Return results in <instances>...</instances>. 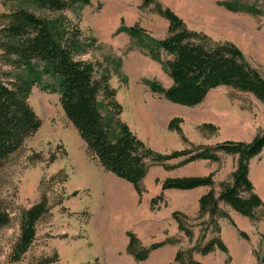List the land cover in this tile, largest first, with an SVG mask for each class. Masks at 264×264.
I'll list each match as a JSON object with an SVG mask.
<instances>
[{"label":"rangeland","instance_id":"374dc122","mask_svg":"<svg viewBox=\"0 0 264 264\" xmlns=\"http://www.w3.org/2000/svg\"><path fill=\"white\" fill-rule=\"evenodd\" d=\"M225 1L230 0H156L170 8L190 31L217 43L235 45L247 62L264 75V0H242L257 4L263 11L259 16L229 12L220 5ZM12 8L10 1L0 0V29L4 26L2 15ZM61 14L92 44L81 60L95 64L99 73L110 72V84L124 107L122 120L148 148L168 155L229 142L250 144L264 134V105L252 95L222 87L208 95L201 109H195L171 106L169 101L150 92L144 84L146 80L157 81L165 88L171 87L173 81L160 64L136 42L132 43L127 32L119 31L122 27H136L156 40L167 38L169 22L158 15L155 4L145 7L143 0H92L89 7L54 15ZM21 71L17 65L5 62L0 50V81L15 78ZM130 94L142 98L138 110L130 109ZM29 103L43 124L0 169V210L10 216V223L0 228V264H13L11 254L22 234L23 217L40 204L46 213L37 222L35 239L19 264H88L96 259L101 264H132L134 258L127 249L116 253L119 243L111 231L118 210L123 206L125 211H131L124 204L125 198L130 193L138 195L137 191L88 155L58 95L34 87ZM148 116L149 129L145 125ZM173 120L179 121V131L169 128ZM215 140L219 142L212 144ZM220 158L218 163L197 161L171 172L154 166L142 183L144 194L138 195L137 212L143 218L147 213L151 221L156 217L158 225L175 234L166 240L178 241L176 245L168 244L176 247V255L169 264H179L177 253L194 248L204 233L207 236L202 245L217 237V232L214 225H208L210 215L200 212V199L212 188L163 191V183L172 178L212 177L213 190L219 196L222 185L232 183L238 165V156ZM249 177L254 192L264 201V151L250 161ZM160 195L163 198L152 208V200ZM220 208L230 216L232 208L224 203H220ZM257 213L262 216L264 208ZM223 220L235 226L231 217L218 219L220 234ZM178 221L192 232V238L180 229ZM138 239L143 246H150L151 240L144 243ZM245 244L252 250V262L239 260L236 264H259L254 251L264 258V221L258 222L255 235ZM226 247L228 253L218 249L214 252L225 254L224 264H233L232 248ZM150 256L135 264H148ZM206 256L195 253L194 259L205 260ZM208 257L211 264H222L216 254Z\"/></svg>","mask_w":264,"mask_h":264},{"label":"trees","instance_id":"16d2710c","mask_svg":"<svg viewBox=\"0 0 264 264\" xmlns=\"http://www.w3.org/2000/svg\"><path fill=\"white\" fill-rule=\"evenodd\" d=\"M8 1L13 8L2 15L4 26L0 29V50L6 63L15 64L22 71L15 78L0 81V169L42 127V120L29 103L33 88L38 87L42 92L59 96L61 107L84 141L88 155L105 171L131 184L140 197L144 194L142 183L154 166L171 172L197 161L218 163L220 153L238 156L232 183L222 185L219 196L213 190L212 177L172 178L163 183V191L212 188L199 203L200 212L210 215L208 225H214L217 237L202 245L207 236L204 233L194 248L177 253L179 264H202L194 259L195 253L206 256L217 249L228 253L217 220L230 216L220 208V203L253 222L264 221V214L259 216L257 213L264 208V201L254 192L249 177L250 161L264 151V134L250 144L229 142L168 155L155 152L122 120L124 107L110 84V72L99 73L95 64L81 60L92 44L82 37L81 30L67 16L54 15L89 7L92 0ZM143 4L145 7L155 4L158 15L169 22L167 38L156 40L136 27H122L119 32H127L132 43L136 42L148 57L160 64L173 81L171 87L165 88L157 81L146 80L144 84L152 94L173 104L194 108L202 104L212 91L226 87L252 95L264 105V75L247 62L239 48L190 31L170 8L156 0H143ZM220 5L232 13L263 14L257 4L242 0L225 1ZM178 122L173 120L169 128L179 131ZM172 161L179 162L170 164ZM161 198L162 195L152 200V208ZM45 213L46 208L40 204L24 215L22 234L11 254L13 264H19L30 249L36 224ZM178 222L180 229L192 238V232ZM9 223V214L0 210V228ZM128 237L127 253L136 262L146 261L153 251L168 244L178 243L169 239L145 247L136 234L129 232ZM240 237L250 238L244 232H240ZM254 254L259 264H264V258L256 250ZM88 264L101 263L96 259Z\"/></svg>","mask_w":264,"mask_h":264},{"label":"crops","instance_id":"0c3cea01","mask_svg":"<svg viewBox=\"0 0 264 264\" xmlns=\"http://www.w3.org/2000/svg\"><path fill=\"white\" fill-rule=\"evenodd\" d=\"M196 11L199 9L198 6L195 7ZM130 99V109H136L138 106L142 103V98L138 97L137 95H131L129 96ZM207 100V99H206ZM206 100L200 104L199 106L195 107V109H201L203 107V104H205ZM169 104L171 106H180L173 103ZM137 105V107H136ZM138 110V109H136ZM157 119V118H156ZM155 119V120H156ZM149 116L147 117L146 127L149 129L148 126ZM156 122H159L156 120ZM219 142V140H215L212 142V144ZM222 156L227 158H234L237 156H231V155H224L223 153H220V157ZM252 161V160H251ZM131 185V184H130ZM129 200V201H128ZM126 206L128 208H131V211L127 212L125 209L120 208L118 212L114 216V228L112 229V233L114 238L118 241L119 248L116 249V253L123 252L125 249H127L129 239L127 237V232L132 231L134 232L144 243H146V240H151L148 242L150 245L154 242H162L165 241L167 238H171L174 236V233H169L168 229L166 227L160 226L157 224L156 217L153 218L151 221V216H148L147 213H144L145 217L143 218L138 212H137V206L140 204L139 196L130 193L125 198ZM231 209V208H230ZM231 220L235 224V226L231 223L229 220H223L220 221L221 225V234L220 237L224 241V243L228 246V248H232V254L233 255V264H236L237 261H245L248 263L252 262V250H250L246 244L245 240H243L240 235L239 231L245 232L249 235V237H253L255 235L258 222H253L249 218L244 217L231 209L230 213ZM174 234V235H173ZM157 236V237H156ZM156 237V240L152 241V238ZM239 248L243 249L241 252L239 251ZM217 255L220 261H222V264L225 262V254L221 253L220 251H216L211 255ZM176 255V247L172 245H167L161 249L156 250L153 252L150 256L148 264H169L172 262ZM208 255V256H209ZM206 256V259H196L197 261L201 262L202 264H211L210 258ZM213 258V257H212ZM135 260L133 259L132 264H135Z\"/></svg>","mask_w":264,"mask_h":264}]
</instances>
